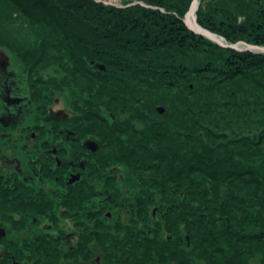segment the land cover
<instances>
[{"label":"trees","instance_id":"1","mask_svg":"<svg viewBox=\"0 0 264 264\" xmlns=\"http://www.w3.org/2000/svg\"><path fill=\"white\" fill-rule=\"evenodd\" d=\"M193 1L0 0V46L49 96L77 91L71 127L100 144L66 200L80 241L5 238L0 264H264V53L194 33ZM199 1L202 27L264 46V0ZM115 166L131 189L100 191L93 175ZM19 202L1 197V226L56 218L52 201Z\"/></svg>","mask_w":264,"mask_h":264},{"label":"flooded vegetation","instance_id":"2","mask_svg":"<svg viewBox=\"0 0 264 264\" xmlns=\"http://www.w3.org/2000/svg\"><path fill=\"white\" fill-rule=\"evenodd\" d=\"M10 65L9 55L0 50V76L3 78L0 81V199L9 192L17 194L19 207L25 201L35 205L52 201L49 216L60 207L63 221H71L64 217L68 211L66 200L70 199L71 188L81 182L92 158L97 159L98 153L87 149L84 142L86 139L94 140L97 144L99 142L93 138H81L72 129L70 112L56 110L58 99L44 96L43 91L39 93L37 86L30 85V91L21 92L25 89L15 83V73L10 71ZM39 100L42 102L39 103ZM60 111L64 114L58 118L51 115ZM39 118L57 124L59 129H41L37 125ZM70 145L81 150H75L74 147L71 150ZM78 175L79 180L71 183V179ZM33 182L38 189L35 186L36 189L33 188ZM28 198H31L30 201ZM15 215L20 217L18 211H15ZM41 217L45 216L41 214ZM49 227L43 228L49 230ZM1 228L5 231L7 227L0 225ZM8 228L10 234L12 228ZM39 230L37 233L44 232L42 227ZM68 232L59 238L65 241L64 244L74 247V243L80 241L81 233L78 234L76 230L75 233ZM0 248H4L1 242Z\"/></svg>","mask_w":264,"mask_h":264},{"label":"rangeland","instance_id":"3","mask_svg":"<svg viewBox=\"0 0 264 264\" xmlns=\"http://www.w3.org/2000/svg\"><path fill=\"white\" fill-rule=\"evenodd\" d=\"M97 1L98 2H105L106 4L110 3L111 5H122L123 3L131 2V1H134L133 4H136L137 2H140L141 0H97ZM194 1H193V3H194ZM110 4H107V5H110ZM199 5H200V1H199ZM199 5H198V8H199ZM196 18H197V16H196ZM185 19H186V17H185ZM185 19H184V22H185ZM197 23H198V19H197ZM198 25L200 27H202L199 23H198ZM202 28L205 29L204 27H202ZM205 30L210 31L208 29H205ZM210 32L215 34L218 38L223 39L224 42L227 43L224 37L212 32V31H210ZM261 47H264V46H261ZM0 50L3 51L5 54L9 55V58L11 59V65H10L11 69H10V71L12 70L15 73V83L20 85V86H22V88L25 89L24 91H21V92H25V91L28 92V91H30L31 86H37L38 92L40 93V91H42V89H40V86H39L40 82L38 80L40 78V74L38 75L36 70L31 71L29 66H27L24 63H22L18 58H16L15 55H13L5 47L0 46ZM256 53H259V52H256ZM100 67L101 66H99V68ZM43 73L44 72H41V75ZM53 73L54 72H53L52 69L47 71L48 76L51 75L52 77H55L56 75L53 74ZM2 79L3 78L0 76V81ZM43 93H44V96L47 97V96H49L48 93L50 94L51 91L46 92L44 90V88H43ZM49 97H51L52 100L58 99V104L56 105V110H67V111H69L70 114H71V118H73V119H74L75 116L78 115V111L75 109V105H73V102H72L75 97H76V99L79 98V96H77V91H73L71 89H67L65 91H56V93L50 95ZM0 102H1V100H0ZM38 102L41 103L42 101L39 100ZM34 105H35V103H34ZM81 106L82 105L80 104V107ZM161 108H163V107H159L158 111ZM159 113H160V111H159ZM160 114H163V113H160ZM30 119H31V117L29 118V121H30ZM37 125L40 126L41 129H45V130L51 129V130L56 131L57 129H59V126L57 124L55 125V124L47 123V121H44L41 118H39L37 120ZM60 141H61V139H60ZM87 141L95 142L94 140L86 139V141L84 142V145H85V143ZM82 143H83V141H82ZM70 147H71V150L73 149V147L75 148V150L77 149L73 145H70ZM87 149L91 150L88 147H87ZM77 150H81V149H77ZM75 153H78V152L76 151ZM98 170H100V168H98ZM102 171H104V172L101 173V175H100V176H102L101 178H99V176H98L100 174V172H98L97 174H94L93 177H92V179H94V176L98 177L97 180L94 179V185L96 184L97 186L96 185L95 186L100 191L103 190L102 186H103V180H105V177H106V179H108V180H110L112 182L114 181L113 179L118 181L117 182V184H118L117 188H118V190H120L121 194L126 192V190L131 189L132 183H131L130 174L126 172V168H124L123 166H115V167H112L110 169H104ZM85 178H86V176H83L81 181L85 180ZM32 185H33L34 189L37 188L36 183L33 182ZM38 185H39V182H38ZM96 191L98 193V190H96ZM30 199L31 198H28V201H30ZM114 212L115 213L112 214V212L109 211L105 216L106 217L109 216L112 219L115 216L114 214L117 213L116 211H114ZM53 214H54L53 217L54 218L56 217L54 222H51L53 220H50V219L44 217V218H42V223L38 225L37 223H39V219L36 218L35 220L31 221L26 228H22L23 226H21V227L18 226L19 228H16V230L15 229H11L10 230V232H11L10 234H8L9 230L7 232V229H9L8 226H7L6 229L4 228L5 232H6V235H5L6 239L10 240L11 242H14V243L18 242V243L21 244L22 242H24L27 239H29L34 234V232L37 233V231L41 227L44 230V232H49L53 236H58V238L61 237L59 235L60 233H64V235H65V234L69 233L68 231H71V232L75 233L74 230H76L78 232V234H80V233L83 234L84 233L85 228H76L74 226L73 222L69 221V220L63 221V210L60 207H57L56 211ZM65 215H67V214H65ZM153 215H154V217L156 216L155 210L153 211ZM125 216H124V218H122V220H126L127 219V218H125ZM15 219L19 223L21 222L20 221L21 216L20 217L19 216H15ZM48 223L50 225H52V226H50V227H49V225L47 226ZM43 227H49V230H45ZM10 228H12V227L10 226ZM74 244H77V242H75ZM95 247H96V245L94 246V248ZM96 259L99 260V256H97Z\"/></svg>","mask_w":264,"mask_h":264},{"label":"water","instance_id":"4","mask_svg":"<svg viewBox=\"0 0 264 264\" xmlns=\"http://www.w3.org/2000/svg\"><path fill=\"white\" fill-rule=\"evenodd\" d=\"M107 4H110V3H107ZM198 5H199V1L195 0L191 9H190V12L187 14L186 19H185L186 25L194 33H196L200 36H204V37L212 40L213 42H216L219 45L226 47V48H233V49H236L238 51H251V52L264 53V47L251 45V44H248L245 42H240L238 44H233V45L227 44L224 42L223 39L218 38L215 34L211 33L210 31L203 29L202 27H200L197 23V18H196V12L198 10ZM193 14H194V18H193L194 22L191 21V15H193ZM100 69H105V67L101 66ZM159 111H160V113L165 112L164 108L159 109ZM63 114H64V112L60 111V112L52 113L51 115L54 116L55 118H58V117H60V115H63ZM85 145H86V147L90 148L93 152H97L99 149V146L96 142L87 141L85 143ZM79 178H80L79 175L73 177V179H71V183L76 182L77 180H79ZM5 235H6V232L1 228L0 239H2Z\"/></svg>","mask_w":264,"mask_h":264},{"label":"bare ground","instance_id":"5","mask_svg":"<svg viewBox=\"0 0 264 264\" xmlns=\"http://www.w3.org/2000/svg\"><path fill=\"white\" fill-rule=\"evenodd\" d=\"M193 18H194V14L191 15V19H192L191 21H192V22H194V19H193ZM70 120H71V119H70ZM87 138H92V137L89 136V137H87ZM97 142H99V140H98ZM98 146H99V149H98V151H99V150H100V145L98 144Z\"/></svg>","mask_w":264,"mask_h":264}]
</instances>
